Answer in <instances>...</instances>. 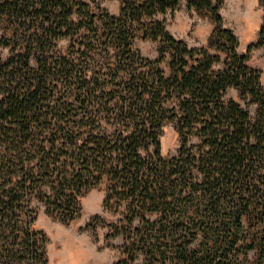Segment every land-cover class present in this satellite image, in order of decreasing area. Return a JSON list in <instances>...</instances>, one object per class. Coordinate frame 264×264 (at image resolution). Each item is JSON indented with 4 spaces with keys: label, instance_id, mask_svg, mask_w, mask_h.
Listing matches in <instances>:
<instances>
[{
    "label": "trees",
    "instance_id": "1",
    "mask_svg": "<svg viewBox=\"0 0 264 264\" xmlns=\"http://www.w3.org/2000/svg\"><path fill=\"white\" fill-rule=\"evenodd\" d=\"M181 1L118 0L117 14L79 0L0 1L1 18L22 8L37 17L0 38L10 48L0 57V264H48L38 204L70 221L103 179L105 205L128 223L115 229L124 243L114 264H264V85L248 62L264 49V0L245 53L223 0H184L210 16L219 53L173 36L157 15ZM138 36L159 41L155 59L133 47ZM230 87L256 104L254 121ZM168 121L173 156L161 153Z\"/></svg>",
    "mask_w": 264,
    "mask_h": 264
},
{
    "label": "rangeland",
    "instance_id": "2",
    "mask_svg": "<svg viewBox=\"0 0 264 264\" xmlns=\"http://www.w3.org/2000/svg\"><path fill=\"white\" fill-rule=\"evenodd\" d=\"M1 1V0H0ZM87 2L91 7L96 3L108 9L112 14L119 10L118 0H79ZM23 8L13 16L11 21L0 17V38L9 37L11 22L33 27L37 22L33 12H23ZM26 14L27 20L21 15ZM224 26L231 29L238 39L237 50L245 53L249 43L256 39L262 17V7L259 0H223L220 8ZM167 30L177 39L183 40L189 47H206L210 53L219 51L208 47V36L214 28L210 16L204 11H197L186 5L182 0L174 10L157 15ZM70 38H61L56 41L54 51L65 53ZM133 47L150 59L158 56L159 41L143 39L138 36L133 41ZM10 48L0 46V57L6 58ZM223 56V53H220ZM170 57L167 55L160 64L165 74L169 73ZM249 64L260 70V81L264 85V49L257 48L251 51ZM35 65V59H31ZM219 67V65H216ZM227 98H233L242 107L246 108L251 121L256 118V104L240 97L235 87H230ZM179 135L175 121H168L163 127L161 136V153L164 156H173L179 147ZM107 181L103 179L98 185L90 188L80 200V210L77 216L67 222L54 215L48 214L42 204H38L34 228L41 230L47 237L46 257L48 264H114L123 257V235L115 234L121 227H127V220L123 213L105 205ZM155 218V215H149ZM137 220L133 223L136 224ZM254 251H250L248 258H252Z\"/></svg>",
    "mask_w": 264,
    "mask_h": 264
}]
</instances>
